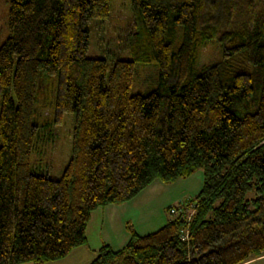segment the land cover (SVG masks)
Wrapping results in <instances>:
<instances>
[{
  "label": "trees",
  "instance_id": "obj_1",
  "mask_svg": "<svg viewBox=\"0 0 264 264\" xmlns=\"http://www.w3.org/2000/svg\"><path fill=\"white\" fill-rule=\"evenodd\" d=\"M111 5L9 0L0 46V264L65 259L86 245L95 210L198 169L203 188L178 215L147 235L128 223V244L104 245L89 264L263 257L264 0H131L117 55L88 57L89 23L109 21ZM208 39L223 58L200 64ZM149 62L159 67L158 86L133 94L136 66ZM68 113L71 158L53 179L35 172L32 155L40 134Z\"/></svg>",
  "mask_w": 264,
  "mask_h": 264
},
{
  "label": "rangeland",
  "instance_id": "obj_2",
  "mask_svg": "<svg viewBox=\"0 0 264 264\" xmlns=\"http://www.w3.org/2000/svg\"><path fill=\"white\" fill-rule=\"evenodd\" d=\"M111 17L107 22L99 20H91L89 27L91 30L89 49L87 56L92 58H114L119 51L118 37L120 36L123 26L131 16V0H112ZM9 37V0H0V46ZM182 39L180 40V42ZM129 53H125L122 59H131ZM223 58L222 48L214 39H208L204 42L200 52V64H212L220 62ZM113 64L109 62V66ZM136 74L132 84V93L148 94L155 90L159 81V67L154 63H138L136 66ZM1 104V97H0ZM75 116L73 113L65 115L63 122L55 127H49L40 134V139L36 143V148L32 155V165L37 173H47L53 179H60L64 169L68 165L71 158L72 148V131L74 127ZM43 136H45L43 138ZM204 170L198 169L192 175L179 178L173 183L167 184L160 180L154 181L145 188L137 197L130 202V209L125 217L131 228L140 235L149 234L158 230L163 224H156L146 228V222L150 221L146 217L162 215L167 220H171L177 214L171 212L172 208L180 209L183 201L195 198L202 190L204 185ZM157 199H156V198ZM148 198V199H147ZM150 198L156 199L152 201ZM128 203V202H127ZM126 204V203H125ZM177 210V211H178ZM190 210V208L188 209ZM129 213H132L129 214ZM134 214V215H133ZM191 215V213L189 214ZM128 217V218H127ZM140 217V219L136 218ZM142 218V219H141ZM137 219V221H136ZM132 220V223L130 222ZM136 221V222H135ZM142 227L141 229L138 228ZM126 223V227L127 224ZM136 223V224H135ZM155 226V227H154ZM97 227V225H96ZM97 229L96 238H99V228ZM137 228L139 230H137ZM128 231V230H127ZM146 231V233H144ZM83 251H79L76 255H70L64 260L51 261L44 263L28 262L25 264H89L93 260L83 262L85 256ZM257 264H264V261Z\"/></svg>",
  "mask_w": 264,
  "mask_h": 264
},
{
  "label": "crops",
  "instance_id": "obj_3",
  "mask_svg": "<svg viewBox=\"0 0 264 264\" xmlns=\"http://www.w3.org/2000/svg\"><path fill=\"white\" fill-rule=\"evenodd\" d=\"M155 198H150L152 201V204H153V201L155 200L154 205H156V199H157ZM130 203L131 202H128L122 205L111 204V205H107L106 207L98 208L97 210H95L91 214V219L87 225L86 245L74 249L70 255L75 256L77 252L83 251L86 254H84L85 256L82 258V261L88 262L89 260L91 259L93 260V258L96 257L98 251L104 245H109L114 250H120L124 248L128 244L131 238V235L127 231V227H126V223H128L129 220L127 221L125 217L126 216L125 214L128 213V209H130V206H129ZM129 214L132 215V213H129ZM136 218L140 219V217H136ZM145 219L150 220L146 222V225H145L146 228H150V226L153 227V225H155L157 222H162L163 220V224L160 225L161 226L160 228H162L169 221L167 220L166 217H163L161 214L157 216L146 217ZM130 222L132 223V220H130ZM95 227L99 228V234H101L99 238H96L97 229L95 230V233H93ZM138 228L139 229L142 228L139 226V221H138ZM138 228L137 230H139ZM144 233H146V231H144ZM138 234L140 235L142 234V232ZM144 235H147V234H144ZM262 261H264V256L258 259L249 261L245 264H257Z\"/></svg>",
  "mask_w": 264,
  "mask_h": 264
},
{
  "label": "built area",
  "instance_id": "obj_4",
  "mask_svg": "<svg viewBox=\"0 0 264 264\" xmlns=\"http://www.w3.org/2000/svg\"><path fill=\"white\" fill-rule=\"evenodd\" d=\"M187 201H183V202H181L182 203V207L179 209L180 211L184 208L183 206H184V204L186 203ZM171 212L172 213H175L176 212V209L175 208H172L171 209ZM187 237V236H186Z\"/></svg>",
  "mask_w": 264,
  "mask_h": 264
}]
</instances>
